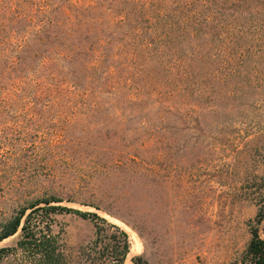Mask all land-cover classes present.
Listing matches in <instances>:
<instances>
[{
	"label": "rangeland",
	"instance_id": "1",
	"mask_svg": "<svg viewBox=\"0 0 264 264\" xmlns=\"http://www.w3.org/2000/svg\"><path fill=\"white\" fill-rule=\"evenodd\" d=\"M45 199L122 230L123 264H253L264 0H0V224ZM51 217L102 264L92 220Z\"/></svg>",
	"mask_w": 264,
	"mask_h": 264
},
{
	"label": "trees",
	"instance_id": "2",
	"mask_svg": "<svg viewBox=\"0 0 264 264\" xmlns=\"http://www.w3.org/2000/svg\"><path fill=\"white\" fill-rule=\"evenodd\" d=\"M237 1L247 9L256 4V0ZM50 201L58 200L45 199L41 206L38 205L40 202H36L28 208H20L14 216L0 224V241L16 235L11 245L0 246V259L5 255L18 253L20 260L29 264H67L65 248L58 235L51 232L50 224L52 214L71 212L93 221L94 238L89 244L90 247L84 248L85 254L89 255L98 246L96 252L98 258L103 259L102 264H123L128 251V241L122 230L93 212H81L49 204ZM262 218L263 212L258 209L254 224L259 223ZM247 253L252 257L253 264H264V241L258 238L255 227L251 230Z\"/></svg>",
	"mask_w": 264,
	"mask_h": 264
}]
</instances>
